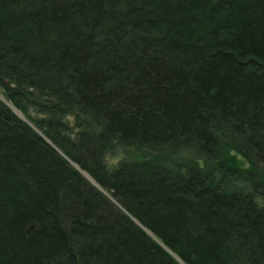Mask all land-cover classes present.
Listing matches in <instances>:
<instances>
[{"label":"trees","instance_id":"trees-1","mask_svg":"<svg viewBox=\"0 0 264 264\" xmlns=\"http://www.w3.org/2000/svg\"><path fill=\"white\" fill-rule=\"evenodd\" d=\"M0 94V264H264V0H0Z\"/></svg>","mask_w":264,"mask_h":264},{"label":"rangeland","instance_id":"rangeland-1","mask_svg":"<svg viewBox=\"0 0 264 264\" xmlns=\"http://www.w3.org/2000/svg\"><path fill=\"white\" fill-rule=\"evenodd\" d=\"M0 100L5 103V105L20 119H23V121H25L26 123H28L25 114H22L21 112H19V110H17L10 102L6 101V99L3 98V95L0 94ZM28 112V111H27ZM30 117H34L35 111L29 110L28 112ZM30 124V123H29ZM185 157L189 158V155L187 153H184ZM64 156V155H63ZM163 159H165L164 154L161 155ZM65 157V156H64ZM125 157V156H124ZM237 157V163L240 167H244L246 166L245 161L240 158L239 155H236ZM122 158L121 152L119 151V149H117L116 151L112 152V153H107L104 157L105 162L109 165V167L115 166L117 164V161L119 159ZM69 163L75 168V164L69 160ZM208 164V163H207ZM210 167V166H209ZM77 169V168H76ZM81 174L87 178L89 180V177H87L86 174H84L83 172H81ZM93 183V182H92ZM96 186V185H94ZM101 191H104L103 189L100 188ZM170 254V253H169ZM171 256H173L175 258V256L173 254H170Z\"/></svg>","mask_w":264,"mask_h":264}]
</instances>
